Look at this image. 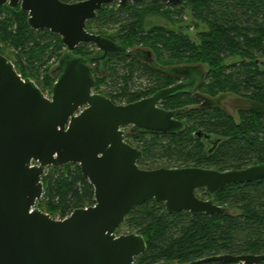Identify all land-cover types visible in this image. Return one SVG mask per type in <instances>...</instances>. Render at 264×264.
<instances>
[{"label": "trees", "instance_id": "obj_1", "mask_svg": "<svg viewBox=\"0 0 264 264\" xmlns=\"http://www.w3.org/2000/svg\"><path fill=\"white\" fill-rule=\"evenodd\" d=\"M165 7L167 3L158 0H140L123 9L107 4L89 22L100 32L112 31L127 50L105 63V76L98 78L95 87L116 103L138 101L175 83L163 68L199 67L202 74L195 72V77L203 75V64L210 68L203 78L198 77L195 94L181 91L163 101L166 108L180 111L184 129L172 133L137 130L138 134L129 135L144 153L139 165L228 170L264 163V0H183L173 9ZM186 9L209 28L198 34L200 42L145 20L148 15H161L181 22ZM28 17L20 6L0 5V53L23 78L32 79L45 92L52 90L55 79L46 73L42 81V72L48 71L52 59L61 57L65 45L59 34L30 27ZM143 50L155 57L153 64L144 60ZM95 52V45L87 42L75 50L80 55ZM230 58L238 60L228 63ZM103 85L107 92L101 90ZM225 94L248 103L240 109V120L215 101ZM199 131L215 139L214 149L209 139L197 135ZM43 184L44 195L37 207L52 217L66 218L76 209L96 204L94 186L79 164L50 167ZM210 198L225 208L222 213H170L155 199L131 209L121 230L140 233L146 240L147 249L137 264L264 253V182L231 183ZM232 208L240 212L232 213Z\"/></svg>", "mask_w": 264, "mask_h": 264}, {"label": "water", "instance_id": "obj_2", "mask_svg": "<svg viewBox=\"0 0 264 264\" xmlns=\"http://www.w3.org/2000/svg\"><path fill=\"white\" fill-rule=\"evenodd\" d=\"M135 1L139 0H0V5L20 4L29 14L30 27L59 34L70 51L87 42L102 53L92 57L65 55L51 98L35 81L23 78L14 63L0 53V264H134L135 257L147 248L144 237L135 233L117 236L134 207L155 199L164 202L170 213L212 215L224 208L199 198L198 189L214 195L231 183L264 182V163L228 170L139 167L143 153L125 141L124 128L133 125L136 130L153 133L181 131L185 123L176 118L178 111L167 110L160 103L194 89L180 82L128 104L93 92L96 68L92 64L101 61L104 65L110 54L127 50L88 32L87 21L107 4L118 2L123 8ZM158 1L172 5L183 2ZM181 68L180 74H202L199 67L178 70ZM70 163L79 164L94 186L96 204L55 219L36 207L44 195L43 176L48 167ZM209 261L262 264L264 253L222 254L187 264Z\"/></svg>", "mask_w": 264, "mask_h": 264}, {"label": "flooded vegetation", "instance_id": "obj_3", "mask_svg": "<svg viewBox=\"0 0 264 264\" xmlns=\"http://www.w3.org/2000/svg\"><path fill=\"white\" fill-rule=\"evenodd\" d=\"M63 2H65V3H75V2H80V1H74V2H68V1H65V0H62ZM81 1H83V0H81ZM140 1V0H139ZM135 2H138V1H135ZM135 2H129L125 7H127L129 4H131V3H135ZM163 2H165V1H163ZM167 3V7H165V9L166 8H174V6L175 5H172V4H169L168 2H166ZM112 4H116V6L119 8V9H123V8H125V7H123V8H121L120 7V5H119V3L118 2H115V3H112ZM9 5V4H8ZM18 6H20L21 7V5L19 4ZM18 6H16V7H18ZM11 7V6H10ZM104 7V6H103ZM102 7V8H103ZM101 10V9H100ZM100 10H98L97 11V15H98V12L100 11ZM97 15H96V17H97ZM96 17H94V18H96ZM147 17L148 16H146L145 17V20H148L147 19ZM93 18V19H94ZM93 19H90V20H88L87 21V27H86V29H87V31L88 32H90V33H94V34H97V35H101L102 37H104V38H108V39H110V40H112V41H114V42H116V43H118V44H121V41H119V40H115L112 36H110L109 34H108V31H102V32H100L98 29H94V28H91V26H90V24H89V22L91 21V20H93ZM151 20V19H150ZM168 20H170V19H168ZM110 32V31H109ZM112 32V31H111ZM62 38V37H61ZM82 44V43H81ZM90 44H93V43H90ZM93 45H95V44H93ZM78 47V46H77ZM76 47V48H77ZM95 47H96V52L94 53V54H87V55H80V54H77V53H75V50H73V51H70L66 46H65V49H66V51L64 52V54H63V56H62V58H61V60L65 57V55H67V54H71V55H73V56H76V57H92V56H101L102 55V53L100 52V50L97 48V46L95 45ZM121 54V53H120ZM142 54H144L145 55V58H144V60L145 61H147L149 64H153V61H154V56H152V54H149V53H147L145 50H143L142 51ZM114 55H117V54H110V56H109V58L106 60V62L107 63H109L110 62V60L114 57ZM61 60H60V62H61ZM105 62V63H106ZM96 69H95V71H94V78H95V86H94V89H93V92L94 93H99V92H96L95 91V87H96V83H97V80H98V78H103V76H105V71H104V69H102V68H104V65L102 64V62L101 61H96V62H94L93 64H92ZM178 66V65H177ZM177 66H175V71H174V69L172 68V71L170 70V68H163V70L162 71H164L167 75H169L170 77H172V78H174L175 80H176V82L175 83H173V84H171V85H169V86H173V85H176V84H178V83H180V82H183V83H187L189 86V88L190 89H194V90H192V91H189L188 89L186 90V91H182V92H192L193 94H195V88H193V86H194V81H196L197 79H196V77H195V74H193L192 72H190V73H188V74H180V72H179V68H177ZM59 67V66H58ZM56 72L58 73V76H59V74H60V71L58 70V68L56 69ZM202 72H203V75H202V78H203V76H205V74H206V70H205V68H203V70H202ZM104 73V74H103ZM169 86H166V87H169ZM166 87H163V88H166ZM163 88H160V89H158V90H156L154 93H156L157 91H159V90H161V89H163ZM153 93V94H154ZM101 94V93H100ZM153 94H151V95H149V96H147V97H150V96H152ZM104 95V94H103ZM147 97H144V98H147ZM219 97H223L222 95L221 96H219ZM143 99V98H142ZM164 101V100H163ZM163 101H161V103H160V106L161 107H163V108H165V109H167V110H177V109H168V108H166L164 105H163ZM118 104H128V103H118ZM202 104H204V102L202 101L201 103H200V105H202ZM219 104L221 105V103L219 102ZM222 106V105H221ZM83 110V108H81V109H79V111H78V113H80L81 111ZM178 111V113H177V115H176V118L177 119H179V120H181V121H183L184 123H185V120L184 119H182L181 117H180V111L179 110H177ZM131 128V131L130 132H127L126 131V128ZM124 131H125V141L127 142V143H129L131 146H133V147H135V148H137V149H139L140 151H142L139 147H138V145H137V143L135 142L136 141V139H135V141H134V139L132 138V137H130L129 135H135V134H138L137 133V130L135 129V126H133V125H130V126H127V127H125L124 128ZM149 133H153V132H149ZM202 134L201 135H198V136H200V137H205L206 138V136H205V134H203V132H201ZM207 135V134H206ZM207 139V138H206ZM208 142H209V144H210V146H212V148L211 149H214L215 148V146H216V141H215V139L213 138V137H211V139H209L208 140ZM212 150H210V152H211ZM142 153H143V151H142ZM143 156H144V153H143ZM142 156V157H143ZM141 157V158H142ZM140 158V159H141ZM139 159V160H140ZM139 160H138V165H139ZM190 166H197V165H188V166H178V167H190ZM139 167H141L140 165H139ZM161 167H167V166H161ZM198 167H202V166H198ZM141 168H143V167H141ZM157 168H160V167H157ZM169 168H177V167H169ZM204 168H208V167H204ZM143 169H150V168H143ZM153 169H156V168H153ZM216 169V168H215ZM196 193H197V196L199 197V198H201V199H203V200H212L213 202H214V200L212 199V198H210V195L211 194H209L208 192H207V190L205 189V188H201V189H198L197 191H196ZM206 193H208L209 195H207ZM164 203V202H163ZM215 204H217L216 202H214ZM165 204V203H164ZM217 205H219V204H217ZM219 206H222V205H219ZM166 207V206H165ZM223 207V206H222ZM224 208V207H223ZM225 209V208H224ZM168 211V210H167ZM169 212V211H168ZM187 212V211H186ZM189 212V211H188ZM192 213V212H191ZM206 214V213H205ZM217 214V213H216ZM208 215V214H207ZM122 225V224H121ZM121 229V226H120V228L118 229V231H117V236H121V235H129V234H132V233H135V234H138V235H142V234H140V233H137V232H133V231H130V230H128V232L127 233H120V234H118L119 233V230ZM143 236V235H142ZM145 239V238H144ZM146 241V240H145ZM147 244V243H146ZM147 249V248H146ZM146 251V250H145ZM144 251V252H145ZM143 252V253H144ZM143 253H141V254H143ZM140 254V255H141ZM140 255H138V256H136L135 257V262H134V264H137L138 263V257H140ZM211 257V256H210ZM204 259V258H203ZM198 260H200V259H198ZM195 261H197V260H195ZM193 262V261H192ZM210 262V261H209ZM161 263H163V262H161ZM165 263H168V262H165ZM190 263V262H189ZM157 264H160V263H157ZM168 264H187V263H178V262H169ZM204 264V263H203Z\"/></svg>", "mask_w": 264, "mask_h": 264}, {"label": "rangeland", "instance_id": "obj_4", "mask_svg": "<svg viewBox=\"0 0 264 264\" xmlns=\"http://www.w3.org/2000/svg\"><path fill=\"white\" fill-rule=\"evenodd\" d=\"M183 18H184V21L180 22V21H175V20H168L167 18H165L164 16H161V15L160 16H158V15H152V16L150 15L149 16L148 15V17H147L148 20H150V19L153 20V23L164 25L169 29H173L175 31L182 32L185 35H188L192 40H194L196 42H200L198 34L202 31H206L209 29L207 24H205L201 20L196 19L192 15V12L190 9L185 10V13L183 14ZM108 34L110 36H112L115 40L120 41L119 37L116 36L113 32L108 31ZM1 46L4 47L3 45H1ZM89 48L92 49L91 47H89ZM65 51H66V49L63 51V54ZM63 54L61 55L60 58H54L51 60V62L48 64V67H49L48 71H45L46 69L43 70L42 76H41L42 81L45 80L46 73H48L53 79H55V82H54V85H55L57 78H58V73L56 72V69L60 65V60H61ZM236 60H238V59L237 58H230V59H228L227 62L232 63ZM203 66H204L206 71H208L210 69L207 64H203ZM145 84H146V82H144V85ZM101 90L107 92L108 88L105 85H103L101 87ZM95 91L99 92L96 89H95ZM44 93L48 97L51 98L53 95V88H52V90H50L49 88H46ZM219 102L221 103L223 109L227 113L233 115L237 120H240V115H239L240 109L243 108L244 106L248 105V103H245L239 96H236L235 94H225V95H223V97L220 98ZM126 131L130 132L131 128H129V127L126 128ZM49 168L50 167H48L46 169V171L49 170ZM36 207H37V204H36ZM231 212L237 214L240 212V210L236 209V208H232ZM53 218L64 219L59 214L54 215ZM127 232H128V230H126V229H122V230L120 229L118 234L127 233ZM168 263L163 262L160 264H168Z\"/></svg>", "mask_w": 264, "mask_h": 264}, {"label": "bare ground", "instance_id": "obj_5", "mask_svg": "<svg viewBox=\"0 0 264 264\" xmlns=\"http://www.w3.org/2000/svg\"><path fill=\"white\" fill-rule=\"evenodd\" d=\"M218 98H221V97H218Z\"/></svg>", "mask_w": 264, "mask_h": 264}]
</instances>
